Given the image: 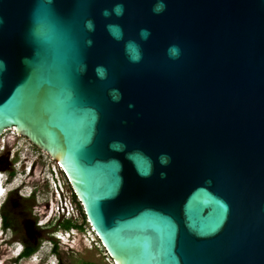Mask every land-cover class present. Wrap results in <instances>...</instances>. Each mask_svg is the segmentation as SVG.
Segmentation results:
<instances>
[{
	"label": "water",
	"instance_id": "water-1",
	"mask_svg": "<svg viewBox=\"0 0 264 264\" xmlns=\"http://www.w3.org/2000/svg\"><path fill=\"white\" fill-rule=\"evenodd\" d=\"M7 129L114 264H264V0H0Z\"/></svg>",
	"mask_w": 264,
	"mask_h": 264
},
{
	"label": "rangeland",
	"instance_id": "rangeland-1",
	"mask_svg": "<svg viewBox=\"0 0 264 264\" xmlns=\"http://www.w3.org/2000/svg\"><path fill=\"white\" fill-rule=\"evenodd\" d=\"M19 137H22V136H19ZM7 148H8L7 151H9L10 147L8 146ZM27 148H28V151H24V149H22L23 152H25V155L27 156L26 161L28 164L30 163V161L32 160L33 161H32V166H31V171H30L31 179L28 177L26 181H29V184L31 185L32 180L33 179L36 180L34 184L32 185L33 186L32 188L35 191L34 201L32 202H34L35 204L37 203L40 206L39 207L40 211L38 213L37 218L39 220L45 221L46 217L50 215L51 211L49 210V212H47V215H43V211H42L43 207L41 203H43V199L45 200V198H49L51 194H50V189H49L48 184H46V182H43L42 178L45 176L46 166L47 165L51 166L52 160L49 159V156L46 153L38 149L33 144H31L30 146L27 145ZM18 154L19 152L17 151L15 153L16 157H15L14 172H16V174L14 176L15 178L13 181L14 185L19 183L21 180H23L25 174L27 173V169H25V166L27 163L23 164L24 162L21 161L20 155ZM33 155L37 156L36 159H33ZM2 190L3 189H1V191ZM22 192L25 195H27L29 192V187H25ZM55 224H56V220L52 219L51 217V219L47 223L48 227L46 229L44 230L37 229L38 230L37 236L40 239L39 248L37 252L34 253L29 258L22 259L17 263H9L8 260L7 261L4 260V256L6 255V252L8 251L6 249L10 245L5 244L6 239L3 240V238H8L10 236V233L4 232L3 234H1L0 232V264H56L58 260V255L53 254L52 252L49 253L50 247H51L50 238L52 237L55 240H58L57 237L53 235V233L56 230H60V229L55 230L54 228ZM84 227H85V230L83 232L84 236L82 237V240L84 239L85 241V239L89 237L87 233V229H89L88 224L84 225ZM28 233H31V231L27 230V234ZM16 234L18 236H21L19 232ZM13 239H17L15 234L13 235ZM59 243H60L59 244V259H61L62 264H84V261H92V262H97L99 264H112L103 246H96L94 244L87 245L88 244L87 242L86 244L83 241H81L79 238H77L74 241H71V240L61 241L60 240ZM14 247H17V246H14ZM14 250L16 252L18 249L16 248ZM3 252L5 254L4 256H3Z\"/></svg>",
	"mask_w": 264,
	"mask_h": 264
},
{
	"label": "built area",
	"instance_id": "built-area-1",
	"mask_svg": "<svg viewBox=\"0 0 264 264\" xmlns=\"http://www.w3.org/2000/svg\"><path fill=\"white\" fill-rule=\"evenodd\" d=\"M0 137H1L0 139V150L1 151L7 150L8 149L7 147L9 146L10 147V150H9L10 157H14L15 153L18 151L21 160L25 159L24 162L27 163L26 158H25L26 156L25 152H23L22 149H24V151H28L27 145L30 146L31 144L26 138L17 136L14 130L12 129L5 130L0 135ZM36 157L37 156L33 155V159H36ZM49 159L52 160L51 158ZM32 161H30L29 164L27 163V166H26L27 170L31 169ZM42 180L43 182H46V184H48L49 186L50 194H51V196L49 197V201H50L49 210L52 212V216H54V219L56 220V222L58 220H71L72 222L80 223L81 222L80 221L81 220L80 219V209L78 205L79 200L77 199L78 200L77 201L73 198L72 196L73 190L70 186L69 179L65 171L62 169V167L57 162L52 160L51 166L50 165L46 166L45 176L42 178ZM43 201L45 200L43 199ZM41 205L43 208H45L44 207L45 205L43 204ZM88 228L89 229H87V233L89 237L85 239V241L88 244L84 241V239L82 240V237L84 236L83 232L85 230V227L84 226L79 227L77 225V226L71 227L68 230L60 229L55 232L56 237L58 239V245L60 244L59 243L60 240L61 241L62 240L63 241H68V240L74 241L77 238H79L81 241H83L87 245L94 244L96 246H102L100 240L95 234L93 227L89 224V222H88ZM108 258L110 259V262L114 264L109 255H108Z\"/></svg>",
	"mask_w": 264,
	"mask_h": 264
},
{
	"label": "flooded vegetation",
	"instance_id": "flooded-vegetation-1",
	"mask_svg": "<svg viewBox=\"0 0 264 264\" xmlns=\"http://www.w3.org/2000/svg\"><path fill=\"white\" fill-rule=\"evenodd\" d=\"M15 155L14 157H10L9 151H1L0 150V172H14L15 165ZM5 168V169H3ZM12 184L11 180L7 181V185ZM34 196H26L22 192V188L14 189L10 187L9 190L0 197V217L2 221V216H6L9 218L10 225L4 227L0 224V232L3 234L4 232H9L10 236L6 239L5 244H9L10 246L6 249V255L3 252L4 260H8L9 263H17L22 259H26L29 257L21 256L24 251L26 245H37L39 243V237L37 236L38 230H44L48 227L47 223L52 217H46L45 221L39 220L37 218L39 213V205L34 202ZM49 198H45L43 201V215H47V212L50 208ZM27 230H30L31 233L27 234ZM20 233L21 236H18L16 233ZM26 233V234H25ZM16 235L17 239H13V235ZM31 235V236H29ZM12 240V241H11ZM14 241L18 242L20 248L15 252L14 249ZM59 264H62L61 260Z\"/></svg>",
	"mask_w": 264,
	"mask_h": 264
},
{
	"label": "trees",
	"instance_id": "trees-1",
	"mask_svg": "<svg viewBox=\"0 0 264 264\" xmlns=\"http://www.w3.org/2000/svg\"><path fill=\"white\" fill-rule=\"evenodd\" d=\"M9 175H10V178L14 175V172H9ZM34 195V194H33ZM72 196L75 200H77V197L75 196L74 193H72ZM78 201V200H77ZM78 205H79V209H80V223H75V222H72L71 220H58L56 222V224L54 225V228L55 230L56 229H63V230H68L70 229L71 227L73 226H79V227H82L86 224H88V221H87V218H86V215L84 213V210H83V207L81 205V203L78 201ZM1 224L4 226V227H7L8 225H10V222H9V218H7L6 216H2V221H1ZM50 243H51V252L53 254H57L58 255V260H57V263L56 264H59L60 260L59 259V245H58V242L54 239V238H50ZM39 248V243L35 246L33 245H26L24 251L22 252L21 256H25V257H30L32 256L34 253L37 252ZM84 264H99L97 262H92V261H84Z\"/></svg>",
	"mask_w": 264,
	"mask_h": 264
},
{
	"label": "clouds",
	"instance_id": "clouds-1",
	"mask_svg": "<svg viewBox=\"0 0 264 264\" xmlns=\"http://www.w3.org/2000/svg\"><path fill=\"white\" fill-rule=\"evenodd\" d=\"M163 10V5L161 4V5H159L156 9H155V11H157V12H159V11H162ZM143 34V33H142ZM19 155V154H18ZM27 156H25V158H26ZM24 160L25 159H22L21 161H23L24 162ZM23 164H25V162L23 163ZM31 165H32V163H31ZM26 166H27V164H26ZM26 166H25V169H26ZM14 167H15V165H14ZM24 170V169H23ZM22 170V171H23ZM30 171H31V169H28L27 170V173L25 174V176H24V179L23 180H21L19 183H17V184H13V181H14V176H15V174H16V172H14V175L10 178V175H9V173L8 172H6V171H4V172H0V197L2 196V195H5L4 193L6 192V191H8L9 190V188H10V186L11 187H13L14 189H17V188H22V191L24 190V188L25 187H29V192H28V194L26 195V196H34L33 194H35V191L33 190V184H34V182L36 181V180H32V184L30 185L29 184V181H26L27 180V178L29 177L30 178ZM31 179V178H30ZM8 180H11V182H12V184H10V185H7V181ZM1 189H3L2 191H1ZM49 212V211H48ZM51 216V213H50V215H49V217ZM52 219H54V216H52ZM0 224H1V217H0ZM57 231V230H56ZM55 231V232H56ZM53 233V235L54 236H56V233ZM57 242H58V240H56ZM16 243H17V245H16ZM14 246H17V249L19 250V248H20V245H19V243L18 242H16V241H14V244H13ZM51 245V244H50ZM52 246V245H51ZM50 249H51V247H50ZM17 250V251H18ZM51 252V250L49 251V253Z\"/></svg>",
	"mask_w": 264,
	"mask_h": 264
}]
</instances>
